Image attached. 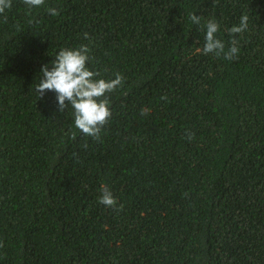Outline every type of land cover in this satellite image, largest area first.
Instances as JSON below:
<instances>
[{"label":"trees","instance_id":"16d2710c","mask_svg":"<svg viewBox=\"0 0 264 264\" xmlns=\"http://www.w3.org/2000/svg\"><path fill=\"white\" fill-rule=\"evenodd\" d=\"M244 14L248 28L230 33ZM209 19L225 50L236 40L231 60L203 54ZM81 44L100 78L124 77L99 140L54 91H35L41 66ZM102 185L116 207L98 202ZM0 264H264V0H12Z\"/></svg>","mask_w":264,"mask_h":264},{"label":"clouds","instance_id":"9594fccd","mask_svg":"<svg viewBox=\"0 0 264 264\" xmlns=\"http://www.w3.org/2000/svg\"><path fill=\"white\" fill-rule=\"evenodd\" d=\"M29 9L39 8L45 4V0H23ZM12 7V0H0V15ZM52 16L58 14L57 8H47ZM189 19L195 25L201 24V16L194 13L188 14ZM248 15L240 17L239 24L233 25L228 31L232 34L242 33L248 28ZM7 21V17H4ZM205 42L202 49L203 54L213 53L216 56L223 55L225 59L231 60L239 51L235 39L231 41V46L225 50L224 42L217 37L219 24L214 19H209L204 25ZM85 39L88 34L84 33ZM91 49L88 44H81L78 48H61L48 64L40 68L41 78L35 86V91L39 98H42L45 91L56 93L57 110L64 112L68 105L73 110L74 125L85 136H90L94 140L100 139V132L103 126L111 117L110 100L108 93L115 91L124 82V77L119 73L114 74L112 79L100 78V71L90 70L87 66L90 59ZM167 100V97H161ZM148 109H142L141 114L147 115ZM75 138V133L71 134ZM194 133H187V138L191 140ZM98 202L106 207H116L117 200L107 185H102Z\"/></svg>","mask_w":264,"mask_h":264}]
</instances>
